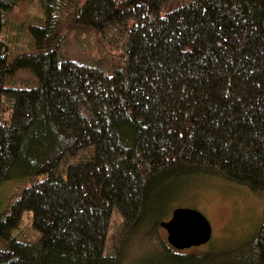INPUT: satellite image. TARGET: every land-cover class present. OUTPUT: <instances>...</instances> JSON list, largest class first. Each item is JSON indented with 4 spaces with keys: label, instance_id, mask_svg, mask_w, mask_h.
Here are the masks:
<instances>
[{
    "label": "trees",
    "instance_id": "trees-1",
    "mask_svg": "<svg viewBox=\"0 0 264 264\" xmlns=\"http://www.w3.org/2000/svg\"><path fill=\"white\" fill-rule=\"evenodd\" d=\"M22 1L0 0V186L30 183L0 212V264H116L114 213L146 225L180 170L264 191V0H37L36 51L9 62L5 14ZM67 24L106 37L111 67L73 59ZM19 70L37 85L18 88ZM25 212L34 241L16 234ZM164 245L175 264H264V209L223 259Z\"/></svg>",
    "mask_w": 264,
    "mask_h": 264
},
{
    "label": "rangeland",
    "instance_id": "rangeland-1",
    "mask_svg": "<svg viewBox=\"0 0 264 264\" xmlns=\"http://www.w3.org/2000/svg\"><path fill=\"white\" fill-rule=\"evenodd\" d=\"M171 8V5H166L161 9V13ZM5 15L6 24L1 38L9 48L8 61L11 62L21 54L36 51L30 27L42 24L43 13L38 1L24 0ZM67 25L63 30L66 42L62 48L73 59L87 65L99 63L105 69L111 67L116 52L111 44L107 43L106 37L93 28ZM16 73L19 79L18 88L37 85V79L28 70H19ZM31 76L32 80L29 79ZM90 152L86 150L79 153L71 162L85 160ZM28 178L10 180L0 186L1 213L9 209L19 190L29 185ZM165 181L171 184L169 196H166L160 209L151 211L143 220L146 225L121 226L118 212L114 213L106 255L114 256L115 247L119 251L116 264H175L165 249L168 248L164 245L165 242L168 243L167 232L159 224L168 220L176 207L199 210L211 224V239L204 245L180 250L188 251V254L210 252L212 258H222L227 252H234L240 245L249 242L256 233L264 209V191H253L201 168L180 170ZM154 217L159 221L157 225L151 223ZM151 226L152 229L146 231ZM143 230L146 231L145 236L142 234ZM35 233L31 227V213L25 212L16 234L19 240L34 241L39 236ZM168 245L171 246L169 243ZM205 260L201 262L205 263Z\"/></svg>",
    "mask_w": 264,
    "mask_h": 264
},
{
    "label": "water",
    "instance_id": "water-1",
    "mask_svg": "<svg viewBox=\"0 0 264 264\" xmlns=\"http://www.w3.org/2000/svg\"><path fill=\"white\" fill-rule=\"evenodd\" d=\"M159 225L167 232V242L177 250L201 246L211 239L212 228L209 220L193 208L176 207L170 218Z\"/></svg>",
    "mask_w": 264,
    "mask_h": 264
},
{
    "label": "flooded vegetation",
    "instance_id": "flooded-vegetation-1",
    "mask_svg": "<svg viewBox=\"0 0 264 264\" xmlns=\"http://www.w3.org/2000/svg\"><path fill=\"white\" fill-rule=\"evenodd\" d=\"M170 218V217H169Z\"/></svg>",
    "mask_w": 264,
    "mask_h": 264
}]
</instances>
